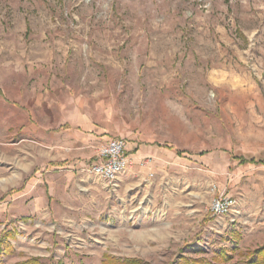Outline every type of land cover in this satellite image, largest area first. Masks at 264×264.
Returning <instances> with one entry per match:
<instances>
[{
  "label": "rangeland",
  "instance_id": "1",
  "mask_svg": "<svg viewBox=\"0 0 264 264\" xmlns=\"http://www.w3.org/2000/svg\"><path fill=\"white\" fill-rule=\"evenodd\" d=\"M75 130L125 142L115 186L92 142L49 161ZM234 156L264 161V0H0L2 264H264V164Z\"/></svg>",
  "mask_w": 264,
  "mask_h": 264
},
{
  "label": "built area",
  "instance_id": "2",
  "mask_svg": "<svg viewBox=\"0 0 264 264\" xmlns=\"http://www.w3.org/2000/svg\"><path fill=\"white\" fill-rule=\"evenodd\" d=\"M126 144L122 139H111L96 150V161L88 166L86 172L94 175L110 186H115L118 176L130 166L131 159L126 155ZM235 202L223 195L214 198L209 205L212 216L227 215Z\"/></svg>",
  "mask_w": 264,
  "mask_h": 264
},
{
  "label": "crops",
  "instance_id": "3",
  "mask_svg": "<svg viewBox=\"0 0 264 264\" xmlns=\"http://www.w3.org/2000/svg\"><path fill=\"white\" fill-rule=\"evenodd\" d=\"M88 131V130H87ZM91 136V135H89ZM42 138V137H41ZM60 138V142H57V139ZM92 138V139H91ZM86 137L83 130H75V131H68L64 133H60L59 137L57 139H53L51 137H46L44 135L43 140H45L43 146L47 149H54L55 159H49V161H59L65 163L64 165H69L72 167V169H78L81 166H84V159L87 158V153L85 150L87 147H89L90 142L96 146V148L105 143H107L111 139H117V138H110L107 135H100L99 138H95L93 136ZM95 143H94V141ZM53 141V142H52ZM60 151H57L59 150ZM94 157L90 163H88L90 166L92 163L96 161V153L93 152ZM61 168V167H59Z\"/></svg>",
  "mask_w": 264,
  "mask_h": 264
},
{
  "label": "trees",
  "instance_id": "4",
  "mask_svg": "<svg viewBox=\"0 0 264 264\" xmlns=\"http://www.w3.org/2000/svg\"><path fill=\"white\" fill-rule=\"evenodd\" d=\"M232 159L235 160V161H238L239 164H241V165H243V164H255V163L256 164H264V161L256 160V159H254L252 157L251 158H246V157H242V156H234V157H232ZM219 256H223V254L221 253ZM254 256H255L254 257L255 258V262L264 263V247L259 249V250H257L255 252ZM220 259H221V257H220ZM130 263L133 264V262H130ZM0 264H2L1 261H0ZM17 264H38V261L33 260V261H26V262L17 263ZM197 264H209V263L204 262V261H198ZM252 264H253V262H252Z\"/></svg>",
  "mask_w": 264,
  "mask_h": 264
}]
</instances>
